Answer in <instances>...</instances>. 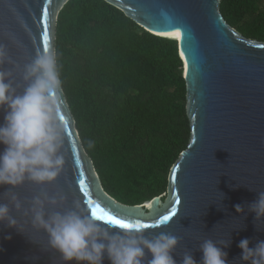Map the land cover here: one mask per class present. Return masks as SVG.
<instances>
[{"label":"water","instance_id":"1","mask_svg":"<svg viewBox=\"0 0 264 264\" xmlns=\"http://www.w3.org/2000/svg\"><path fill=\"white\" fill-rule=\"evenodd\" d=\"M68 1L0 0V45L18 65L17 80L36 52L55 50L58 14ZM104 1L151 34H181L180 42L169 39L176 41L182 61L191 137L170 170L167 191L139 205L110 196L84 150L63 90L58 116L64 124V168L50 184L25 182L13 191L21 199H30L41 187L49 194L59 191L69 204L78 199L89 213L99 205L98 215L106 211L127 223L149 225L146 234L171 233L179 238L172 252L177 264L185 251L200 264L199 244L205 239H230L224 249L228 264H248L239 260V240L249 238L250 247L264 240V218L256 221L247 209L264 191V42L231 27L220 12V0ZM3 116L0 110V124ZM8 187L0 186V203L6 202L2 193ZM235 204L244 205V212L237 213ZM173 212L169 222L162 221ZM23 230L0 223V264H78L62 262L42 231L27 224ZM8 235L11 239H5ZM148 259L145 250V264ZM103 264H111L106 256Z\"/></svg>","mask_w":264,"mask_h":264},{"label":"trees","instance_id":"2","mask_svg":"<svg viewBox=\"0 0 264 264\" xmlns=\"http://www.w3.org/2000/svg\"><path fill=\"white\" fill-rule=\"evenodd\" d=\"M219 7L231 27L264 42V0H220ZM55 52L104 190L126 205L164 195L191 137L176 41L151 34L104 0H69L58 14Z\"/></svg>","mask_w":264,"mask_h":264},{"label":"clouds","instance_id":"3","mask_svg":"<svg viewBox=\"0 0 264 264\" xmlns=\"http://www.w3.org/2000/svg\"><path fill=\"white\" fill-rule=\"evenodd\" d=\"M17 68L5 46L0 45V110L4 112L0 124V144L4 145L0 151V186H10L2 193L6 202L0 203V223L21 233H25L24 224L42 231L48 248L59 253L62 262L103 264L106 256L111 264H145L147 250L151 254L147 264H177L172 252L179 238L171 233L146 234L138 221L131 227H120L89 213L78 199L69 204L67 196L59 191L49 194L41 187L30 199H21L13 191L25 182L50 184L65 165L64 124L58 116L62 80L57 53L36 52L23 65L19 80L14 75ZM233 207L237 213L244 212V205ZM247 209L255 214L256 221L264 218V191L257 193ZM230 243V239L203 240L199 244L200 264H228L224 249ZM249 245V238L239 240V260L264 264V240ZM180 264L197 261L185 251Z\"/></svg>","mask_w":264,"mask_h":264},{"label":"snow or ice","instance_id":"4","mask_svg":"<svg viewBox=\"0 0 264 264\" xmlns=\"http://www.w3.org/2000/svg\"><path fill=\"white\" fill-rule=\"evenodd\" d=\"M173 35H175V37L177 38V39H179L180 38V33L179 32H176V33H174ZM46 50H48L47 49V47H45L44 48V51H46ZM61 119H63V117H61ZM98 210H99V205H97V207L96 208H93L92 210H91V214H93V215H98ZM176 213H172L171 215H164V216H162V221L163 222H169V220L172 218V217H174V215H175ZM99 216V218H101V219H104V220H107V222H110V223H114V224H117L118 226H120V227H131V223H127V222H125L124 220H122V219H116L113 215H110L108 212H104L103 213V215H98ZM157 222H161L160 220H158ZM143 227H150L149 225H143Z\"/></svg>","mask_w":264,"mask_h":264},{"label":"bare ground","instance_id":"5","mask_svg":"<svg viewBox=\"0 0 264 264\" xmlns=\"http://www.w3.org/2000/svg\"><path fill=\"white\" fill-rule=\"evenodd\" d=\"M169 37V36H168ZM169 38H172V39H176L178 40L179 42L182 40L181 37L179 39H177L176 37H169Z\"/></svg>","mask_w":264,"mask_h":264}]
</instances>
